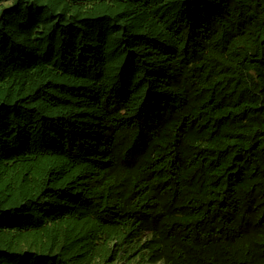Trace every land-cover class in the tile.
I'll use <instances>...</instances> for the list:
<instances>
[{
  "label": "trees",
  "instance_id": "16d2710c",
  "mask_svg": "<svg viewBox=\"0 0 264 264\" xmlns=\"http://www.w3.org/2000/svg\"><path fill=\"white\" fill-rule=\"evenodd\" d=\"M0 264H264V0H0Z\"/></svg>",
  "mask_w": 264,
  "mask_h": 264
}]
</instances>
